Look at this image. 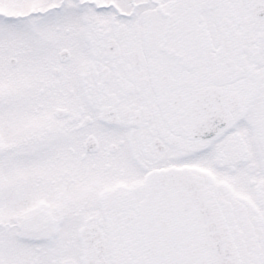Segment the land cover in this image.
Segmentation results:
<instances>
[{"label": "snow or ice", "instance_id": "obj_1", "mask_svg": "<svg viewBox=\"0 0 264 264\" xmlns=\"http://www.w3.org/2000/svg\"><path fill=\"white\" fill-rule=\"evenodd\" d=\"M0 264H264V0H0Z\"/></svg>", "mask_w": 264, "mask_h": 264}]
</instances>
